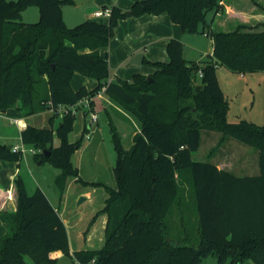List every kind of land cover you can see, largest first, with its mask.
Wrapping results in <instances>:
<instances>
[{
    "label": "trees",
    "instance_id": "obj_1",
    "mask_svg": "<svg viewBox=\"0 0 264 264\" xmlns=\"http://www.w3.org/2000/svg\"><path fill=\"white\" fill-rule=\"evenodd\" d=\"M222 1L136 0L132 16L167 13L185 32L209 34L213 51L200 61L187 59L183 41L173 37L167 62L145 58L157 67L153 73L109 81L108 54L101 49L126 18L121 7L113 4L106 22L86 19L68 27L62 6L74 0H0V113L19 102L26 115L69 107L104 88L140 125L127 149L109 117L118 159L116 186L105 185L101 212L107 213V222L100 248L71 252L68 227L58 210L41 188L29 194L18 175L17 210L0 211L8 228L0 237V264H27V256L33 264H53L57 258L51 252L56 250L83 264H201L211 253L217 254L219 264L228 259L232 264L245 259L264 264V124L228 120L229 104L217 76L220 66L264 71V20H237L219 29L213 22L225 13ZM252 1L264 13V5ZM30 5L39 7L35 22L21 18ZM209 13L214 17L208 18ZM75 72L95 78L97 86L75 89ZM55 113L50 122L58 116ZM75 115L63 114L56 128L29 124L21 131L25 144L43 148L35 154L37 160H51L60 169L57 182L62 193L69 177L79 179L72 156L81 144L69 140ZM203 129L222 131L258 149L259 174L237 175L212 161L194 160ZM55 136L60 140L57 146ZM22 157L9 144H0V160L20 164ZM189 178L199 217L200 241L195 245L174 242L166 228V217L181 196L180 185Z\"/></svg>",
    "mask_w": 264,
    "mask_h": 264
},
{
    "label": "rangeland",
    "instance_id": "obj_2",
    "mask_svg": "<svg viewBox=\"0 0 264 264\" xmlns=\"http://www.w3.org/2000/svg\"><path fill=\"white\" fill-rule=\"evenodd\" d=\"M115 1L107 0V4L112 6ZM236 1L238 6L242 4L241 6L243 7L239 6L241 9L244 11L248 10L247 17L251 18V22H255L256 20L252 15L254 13H252L251 9L255 12L262 11V9L259 6H255L252 0ZM256 1L264 3V0ZM96 2L97 0H89L80 4H64L62 11L63 20L66 25L73 27L80 23V21L86 20L88 18L87 14L91 10L97 6H99L98 8L103 7L100 3L96 4ZM208 17L211 18L212 13H209ZM95 18L97 20L109 19L105 16ZM38 19L39 7L36 5L27 7L23 21L35 22ZM117 29L118 26L115 30V35L109 41L110 45L117 42L115 40L116 36L122 40ZM186 33V37H192L191 39L193 40L192 42L186 41L190 40V38H185L184 48L187 51L185 52V57L191 60L207 58L212 47L211 37L202 33ZM113 65L115 64L113 63ZM77 75H80L81 78L86 77L81 74ZM217 76L228 100V120L247 119L263 125L264 71L239 72L231 70L226 66H220L217 69ZM89 78L93 81V78ZM73 82L78 86L75 78ZM87 84L90 85V83ZM105 104L104 100H98L95 108L93 105V111L97 112L99 123L91 120V112L88 111L83 102L73 107V112L76 114L75 125L74 131L69 134V140H79L81 144L80 148L72 156V161L79 170V179L69 177L63 193L57 182L60 169L48 159L39 163L40 161L37 160L36 155L29 150L23 153L19 165L16 162L5 161L0 166L1 184L9 186L11 182L9 175L16 170L17 174L24 179L25 187L29 194H32L39 187L48 195L54 206L60 208L65 217L70 231L71 243L77 249L88 248V246L98 247L103 244L105 228L102 224L101 216L103 212H101V209L105 204V197H107L105 185L115 186L114 166L118 159V152L112 140L109 117L111 118L112 116L113 123L118 126L124 147L127 149L133 144L132 134L138 126V121L135 118L126 117L115 110L109 116L103 107ZM50 110L52 113L56 112L58 114L54 118V121L50 122L49 120V124L56 128L63 115L60 114L58 109ZM45 115H33V124L44 128L49 126L48 121H46L47 119L44 118ZM14 116H19V118L23 119L26 114L17 113ZM12 118L14 117L12 116ZM20 133L21 128L16 124L10 123V116H0L1 143L9 145L20 144L26 148H31V145L25 144L22 141ZM202 133L200 147L192 153L194 160L217 161L227 168H232V171L238 175L259 173L258 149L234 137H224L222 131L219 130L203 129ZM91 134L92 137L90 138ZM59 143V138L55 136L54 145L57 146ZM36 150L38 154L43 152V148H37ZM242 160L248 161V168H242ZM187 173L190 175L189 170H187ZM180 186L181 196L176 199L175 205L166 217L167 233L174 242L195 245L200 241V234L198 230L199 217L194 186L191 184L190 178ZM12 188L10 187L13 191ZM87 191L91 193L89 197L83 194ZM13 194L11 193L12 197H14ZM81 195L87 196V199L78 205V199ZM92 231H95L94 243H90L88 240V234ZM25 259L27 260V264H33L30 257L27 256ZM53 264L76 263L72 256L61 253ZM201 264H219L217 254L211 253L204 257ZM225 264H232V262L228 259ZM242 264L258 263L253 259H245Z\"/></svg>",
    "mask_w": 264,
    "mask_h": 264
},
{
    "label": "crops",
    "instance_id": "obj_3",
    "mask_svg": "<svg viewBox=\"0 0 264 264\" xmlns=\"http://www.w3.org/2000/svg\"><path fill=\"white\" fill-rule=\"evenodd\" d=\"M87 1H89V0H87ZM135 1L136 0H116L113 4L121 7L123 9V11H126V10H130L131 6L133 5L132 3H134ZM222 2L226 6L225 7V13L222 14V18L218 14L215 18V21L213 22L214 23L213 25H215L216 27L221 29V28H227L229 24L232 25L237 20L242 21V23L243 22L251 23V18L247 17V11L248 10L244 11L243 9L240 8V7H243V6H241L242 4L239 5L240 6L239 7L236 4L237 3L236 0H223ZM258 2L264 5V3H262L261 1H258ZM99 3H100V5L103 6L102 8L111 7V5L107 4V0H97L96 4H99ZM113 4H112V6H113ZM238 4H240V3H238ZM98 7L99 6H97L95 9L91 10L90 13L87 14V17H88L87 19L96 20V18L93 16V12L98 10V9H101ZM26 10H27V8L25 10H23V12H22V16H21L22 20H23V17L25 16ZM251 10H252V13H254L252 15L254 16L256 21L264 20V13L262 11H256L255 12V11H253V9H251ZM223 15H224V17H223ZM213 17L214 16L212 15L211 18H213ZM98 21L106 22V21H108V19L98 20ZM25 22H31V21H25ZM117 30H118V33L120 34V36L122 37V40L119 39L118 36H116L115 37V40L117 41L116 43L111 44V45L109 44L107 47L101 49L102 53L108 54L109 81H113V80H116L118 78L131 80V78L136 73H142V74L144 73L146 75L151 74L157 69V67L151 63H146L145 58H147L153 62H157V61L167 62L169 60V55L167 52V45H168V41L170 40V38H173V37L178 38V39L182 40L183 43L185 41V38H190V40H186V41L192 42V40H193V39H191L192 37H186L187 33L182 29V27L178 23H174L167 13H162L159 15L145 13L141 16H131L130 18L128 16H126V18L120 20ZM204 34L210 36L209 34H206V33H204ZM211 43H212V47L210 49L211 52L208 54H211L213 51V39H211ZM185 52H187V51L184 48V56H185ZM137 53H143L144 54L142 63L141 64L130 63L132 57ZM202 56H203V54H202ZM200 60H203V59H200ZM200 60H196V61H200ZM113 63L115 65H113ZM77 74H81V73L75 72L73 75V78H72V85L75 89H78L81 86H85L87 89L90 90V89H93L97 86L98 81L95 78H93V81H91V79L88 76L81 78V76L77 75ZM81 75L83 76V74H81ZM74 78L76 79L78 86H76L74 84V82H73ZM87 83H90V85H88ZM93 100H94V108H95L96 104H98V100H104L106 104L103 107L109 116L115 110L117 113H121L126 117L127 116L133 117L130 113H128L121 106L116 104L112 99H110V97L105 94L104 88L96 96H94ZM17 113L18 114L25 113L20 108V102L17 103V105L15 107L8 109L6 112L0 113V116H4V115L10 116V123H12L11 122L12 116L14 118L15 117L19 118V116H14ZM41 114H46L44 118L47 119L46 121H48V124H49V120H50L53 113L50 109H47V110H44V111H41V112H38L35 114H31V115L28 114V116L27 115L24 116V118H25V119L23 118L24 120L21 118L22 123H23V125L21 127V131L29 124L35 125L32 122V116L33 115H41ZM111 118H112V116H111ZM133 118H135V117H133ZM136 121H137V119H136ZM97 122L99 123V118H98ZM137 125L138 126L136 127V130L132 134L133 136L135 133H137L140 130L139 122L137 123ZM35 126H38V125H35ZM50 126L51 125L49 124V126H47V127H50ZM117 128H118V126H117ZM202 134H201V139H202ZM20 137H21V133H20ZM91 137H92V134L90 135V138ZM54 142H55V139H54ZM0 144H6V143L0 142ZM11 145H13V144H10V146ZM213 154H214V152H213ZM5 161H7V160H0V166H1V163L5 162ZM242 161H243L242 168L249 166L248 161H246V160H242ZM214 163H216L219 168L227 169L229 171L233 170L232 168L225 167L223 164H221L217 161H214ZM16 164H18V163L16 162ZM0 170H1V167H0ZM232 172H234V171H232ZM9 176L11 179L9 186L1 184V181H0V211L17 210L16 209L17 208V202H16V196H15V184H14V179L16 176H18L16 170L13 173L11 172V174ZM109 186H112V185H109ZM115 186H116V184H115ZM10 187H13L12 188L13 191L10 189ZM11 193H14L13 194L14 197L11 196ZM83 194H85L89 197V195L91 193L89 191H87V192H84ZM105 199H106V197H105ZM49 200H50V198H49ZM51 203H52V201H51ZM53 206H54V204H53ZM56 209L58 210L60 216L62 217L66 227H68V223H67L65 217L63 216L62 212L60 211V208H56ZM101 219H102L103 227L105 228L106 222H107V213H103L101 216ZM0 231H1L0 237L3 236L4 234H6L8 231L6 224L1 220V218H0ZM67 231H68V236H69V243H71L69 227L67 228ZM88 235H89L88 240L90 241V243H92V242L94 243L93 240L95 238V236H94L95 231H92ZM168 236H169V234H168ZM169 238L172 239L170 236H169ZM104 241H105V235L103 237V244H104ZM72 244L73 243L70 244V251L71 252H74L75 250H80V248L79 249L74 248V246ZM101 246H98V247H94V246L89 247L88 246V248H83V249L91 250V249L100 248ZM61 253H63L61 250L53 251V252H51V257L57 258V256Z\"/></svg>",
    "mask_w": 264,
    "mask_h": 264
},
{
    "label": "built area",
    "instance_id": "obj_4",
    "mask_svg": "<svg viewBox=\"0 0 264 264\" xmlns=\"http://www.w3.org/2000/svg\"><path fill=\"white\" fill-rule=\"evenodd\" d=\"M111 12H112V9L111 7H104V8H101V9H98L96 11L93 12V16L94 17H102V16H105V17H110L111 15ZM202 76V71L199 70L198 72V77L200 78ZM94 99V97H91V96H86L84 97L83 99H81L79 102L77 101V103H75L74 105H71L69 107H66L64 105H60L58 107V111L60 112V114H65L69 111H73V107H75L78 103L80 102H83L84 103V106L88 109V111L91 112V120L92 121H97L98 120V114L97 112L93 111V107L91 105V101ZM12 123L16 124L19 128L22 127L23 123H22V120L21 118H18V117H15V118H12L11 120ZM11 150L12 151H15V152H22V154L25 152V151H30L31 153L33 154H36L37 153V150L34 148V147H31V148H26L24 145H20V144H15V145H11ZM76 264H83L82 262L80 261H76L75 262Z\"/></svg>",
    "mask_w": 264,
    "mask_h": 264
},
{
    "label": "water",
    "instance_id": "obj_5",
    "mask_svg": "<svg viewBox=\"0 0 264 264\" xmlns=\"http://www.w3.org/2000/svg\"><path fill=\"white\" fill-rule=\"evenodd\" d=\"M86 1H87V0H74V2H75L76 4H80V3H83V2H86ZM124 13H125V15L128 16L129 18L132 16V11H131V10H126ZM143 57H144V54H143V53H137V54H135V55L132 57L130 63H132V64H141L142 61H143ZM9 148H11L10 145H9ZM46 155H49V152H47ZM41 162H43V161L40 160L39 163H41ZM86 199H87L86 196L81 195V196L79 197V199H78V205L81 204V203H82L84 200H86Z\"/></svg>",
    "mask_w": 264,
    "mask_h": 264
}]
</instances>
